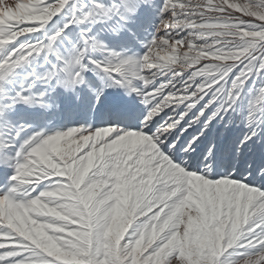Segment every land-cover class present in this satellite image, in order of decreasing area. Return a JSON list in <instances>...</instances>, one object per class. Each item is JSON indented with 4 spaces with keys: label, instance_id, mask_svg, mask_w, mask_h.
Segmentation results:
<instances>
[{
    "label": "snow or ice",
    "instance_id": "obj_1",
    "mask_svg": "<svg viewBox=\"0 0 264 264\" xmlns=\"http://www.w3.org/2000/svg\"><path fill=\"white\" fill-rule=\"evenodd\" d=\"M0 264H264V0H0Z\"/></svg>",
    "mask_w": 264,
    "mask_h": 264
}]
</instances>
